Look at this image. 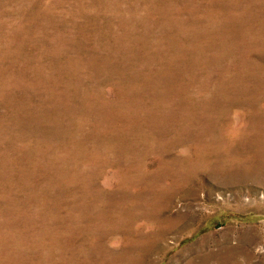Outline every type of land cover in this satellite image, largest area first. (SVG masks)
<instances>
[{
  "label": "rangeland",
  "instance_id": "1",
  "mask_svg": "<svg viewBox=\"0 0 264 264\" xmlns=\"http://www.w3.org/2000/svg\"><path fill=\"white\" fill-rule=\"evenodd\" d=\"M0 264H264V0H0Z\"/></svg>",
  "mask_w": 264,
  "mask_h": 264
}]
</instances>
